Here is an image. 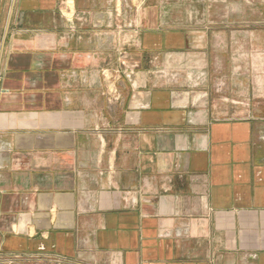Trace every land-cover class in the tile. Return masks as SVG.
Masks as SVG:
<instances>
[{
  "label": "crops",
  "instance_id": "1",
  "mask_svg": "<svg viewBox=\"0 0 264 264\" xmlns=\"http://www.w3.org/2000/svg\"><path fill=\"white\" fill-rule=\"evenodd\" d=\"M0 264H264V0H0Z\"/></svg>",
  "mask_w": 264,
  "mask_h": 264
}]
</instances>
